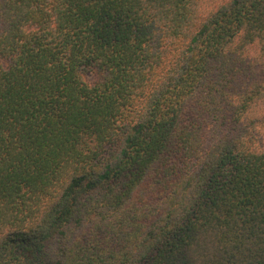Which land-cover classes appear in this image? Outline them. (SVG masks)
<instances>
[{
    "label": "trees",
    "instance_id": "1",
    "mask_svg": "<svg viewBox=\"0 0 264 264\" xmlns=\"http://www.w3.org/2000/svg\"><path fill=\"white\" fill-rule=\"evenodd\" d=\"M0 264H264V0H0Z\"/></svg>",
    "mask_w": 264,
    "mask_h": 264
},
{
    "label": "rangeland",
    "instance_id": "2",
    "mask_svg": "<svg viewBox=\"0 0 264 264\" xmlns=\"http://www.w3.org/2000/svg\"><path fill=\"white\" fill-rule=\"evenodd\" d=\"M84 78L89 84H94L99 78V75L96 71H90L84 74Z\"/></svg>",
    "mask_w": 264,
    "mask_h": 264
}]
</instances>
